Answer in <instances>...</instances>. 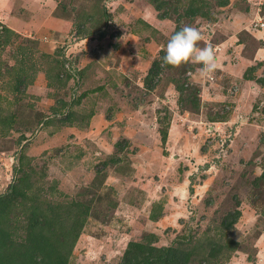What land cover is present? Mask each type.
Wrapping results in <instances>:
<instances>
[{
    "label": "rangeland",
    "instance_id": "374dc122",
    "mask_svg": "<svg viewBox=\"0 0 264 264\" xmlns=\"http://www.w3.org/2000/svg\"><path fill=\"white\" fill-rule=\"evenodd\" d=\"M47 1L0 0V195L19 176L24 194L1 214L6 244L33 212L66 264H119L148 233L192 247L189 264H264V0ZM185 25L200 47L231 38L242 62L223 69L241 76L199 87L184 69L201 65L162 66Z\"/></svg>",
    "mask_w": 264,
    "mask_h": 264
},
{
    "label": "trees",
    "instance_id": "16d2710c",
    "mask_svg": "<svg viewBox=\"0 0 264 264\" xmlns=\"http://www.w3.org/2000/svg\"><path fill=\"white\" fill-rule=\"evenodd\" d=\"M226 4L225 1H221L220 4ZM197 13V10H193ZM194 12V14H196ZM203 15V14H202ZM190 69H184L187 73ZM187 85V83H186ZM180 91H182V85L179 86ZM166 136V131L162 133V139L164 140ZM18 183H22V178L18 177ZM17 183V184H18ZM17 184L12 186V194L7 196L0 195V217L5 211H7L11 204L14 202V195L19 193L22 198L24 194L22 193L20 187H16ZM162 213L161 205L154 204L149 218L151 220H157L158 216ZM239 215V210L235 211V214L231 218H227L223 224L224 226H232L235 218ZM45 220H42L38 214L30 212L28 215V228L29 233L25 237V240L20 245H13L11 243L6 244L7 238L9 237V231H3L0 228V249L8 245L12 246V250L7 254L6 259L3 261L4 264H66L67 255L66 248L64 251L58 245L48 242L46 235L42 233ZM37 228V229H36ZM7 233V234H6ZM148 238L145 236L144 241L130 240L123 252L119 264H189L192 262V257H194V252L192 247H181L174 244L170 245H155L151 242V238L154 234ZM180 241V240H179ZM207 245V253L205 255L204 261L207 263L209 258L215 257L221 251V244L218 240H213ZM38 258V259H37Z\"/></svg>",
    "mask_w": 264,
    "mask_h": 264
},
{
    "label": "clouds",
    "instance_id": "9594fccd",
    "mask_svg": "<svg viewBox=\"0 0 264 264\" xmlns=\"http://www.w3.org/2000/svg\"><path fill=\"white\" fill-rule=\"evenodd\" d=\"M204 40L202 32L190 25L183 26L174 32L164 49L165 55L161 57L162 66L180 68L189 63L201 65L200 74L204 78H211L218 69L216 54L211 43L200 47Z\"/></svg>",
    "mask_w": 264,
    "mask_h": 264
},
{
    "label": "crops",
    "instance_id": "0c3cea01",
    "mask_svg": "<svg viewBox=\"0 0 264 264\" xmlns=\"http://www.w3.org/2000/svg\"><path fill=\"white\" fill-rule=\"evenodd\" d=\"M54 1L55 0H52V1L48 0L47 2H50L49 4L53 5ZM121 2H123V0H112V2H110V4L111 3L112 4H119ZM24 6H25V3H24ZM146 9H147V11H146ZM140 10L142 11L139 14L140 18H142L143 20L147 21L150 24H153V20H154L153 18L152 19L146 18V14H151L150 13L151 5L148 4L145 8H143V10L142 9H140ZM150 18H151V15H150ZM210 43H211V45L214 48V51H215V54H216L217 63H218V69L216 71L224 72V73H227V74H231L232 76H234L236 78H238V76H241L242 70H241V72H239L238 71L239 69H223L224 67H228L229 66V62L231 61V58L234 57V56L237 58V59H235L237 65H239L242 62V60L239 58L238 52H236L237 50H235V46L233 47L234 48L233 49L234 55H232V53L230 54L227 51L228 49L226 51L224 50L225 48L229 47L230 43H232L231 38H229V37L222 38L220 41L218 40L217 42L215 41V43L214 42H210ZM206 44H208V43L206 42ZM258 51H259V54H258ZM224 52H226V53H224ZM256 52L258 54V57L260 56V58H261V56H264V48H259V50H257ZM227 59H230V60L225 61ZM258 60H262V59H258ZM249 63H250V61H249ZM196 71L198 72L197 74H196ZM187 73L189 74L188 78H189V80L191 81L192 84L197 85L199 87H203V85L205 86L207 84L208 78H204V77L201 76L200 69H194V70L191 69ZM209 79H211V78H209ZM245 90H247V89H245ZM232 98L236 102V104H240L241 99L239 100V97L237 96V94L234 97H232ZM236 104L234 105L235 109L239 108V107L236 106ZM237 116L241 118L242 114L239 113V115H237Z\"/></svg>",
    "mask_w": 264,
    "mask_h": 264
}]
</instances>
